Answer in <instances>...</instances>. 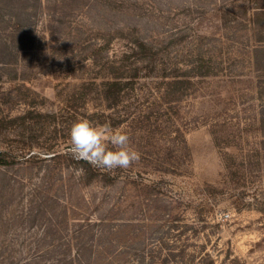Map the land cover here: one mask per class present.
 Returning a JSON list of instances; mask_svg holds the SVG:
<instances>
[{"label":"rangeland","instance_id":"obj_1","mask_svg":"<svg viewBox=\"0 0 264 264\" xmlns=\"http://www.w3.org/2000/svg\"><path fill=\"white\" fill-rule=\"evenodd\" d=\"M251 4L0 0V264H264ZM138 39L160 64L110 105L109 62ZM202 59L213 73L190 77ZM80 118L125 131L141 159L92 178L69 154Z\"/></svg>","mask_w":264,"mask_h":264},{"label":"trees","instance_id":"obj_2","mask_svg":"<svg viewBox=\"0 0 264 264\" xmlns=\"http://www.w3.org/2000/svg\"><path fill=\"white\" fill-rule=\"evenodd\" d=\"M251 2L254 13L252 14V18H250V22L254 27L258 28L259 32H264V0H251ZM257 41L264 43V36H259ZM149 47L151 48L148 42L146 43L143 39H138L135 41L133 47H131V52L120 58L118 61L119 64L115 65L113 60L109 62V69L107 70L109 71L110 76L104 78L99 88H101L100 90L104 99L107 100L110 105L118 104L124 88L140 77V64H145V68L150 69L147 74L154 72L153 70H155L160 64L159 62H156L155 55L151 50L152 48L150 49ZM205 63L206 61L202 59L199 66L192 67V75H190V77L207 76L212 74L213 71L211 70V67ZM182 83L183 80L181 79H174V81L170 82L171 85L175 86ZM55 116L56 115H52V118L55 119ZM7 163L6 155H0V165H6ZM80 163L83 165L85 172L91 175L92 178L101 175L102 177L111 180L109 173L100 172L98 168L91 166L85 161H80Z\"/></svg>","mask_w":264,"mask_h":264},{"label":"clouds","instance_id":"obj_3","mask_svg":"<svg viewBox=\"0 0 264 264\" xmlns=\"http://www.w3.org/2000/svg\"><path fill=\"white\" fill-rule=\"evenodd\" d=\"M7 92L8 87L2 89ZM69 154L76 161L113 171L128 169L141 159V154L130 144V136L110 123L94 124L87 118L76 120L69 131Z\"/></svg>","mask_w":264,"mask_h":264}]
</instances>
